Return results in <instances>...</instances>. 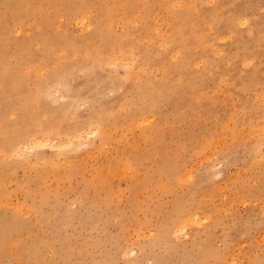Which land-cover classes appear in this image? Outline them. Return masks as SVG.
<instances>
[{"label":"rangeland","instance_id":"374dc122","mask_svg":"<svg viewBox=\"0 0 264 264\" xmlns=\"http://www.w3.org/2000/svg\"><path fill=\"white\" fill-rule=\"evenodd\" d=\"M0 264H264V0H0Z\"/></svg>","mask_w":264,"mask_h":264},{"label":"bare ground","instance_id":"6f19581e","mask_svg":"<svg viewBox=\"0 0 264 264\" xmlns=\"http://www.w3.org/2000/svg\"><path fill=\"white\" fill-rule=\"evenodd\" d=\"M256 132H258V131H256ZM37 143H39V144H40V142H37ZM208 153H209V152H208ZM190 218H191V217H190ZM193 218H195V217H193ZM195 220H197V219H195ZM185 221H186V220H185ZM196 222H197V221H196ZM190 223H191V221H190ZM190 223H189V224H190Z\"/></svg>","mask_w":264,"mask_h":264}]
</instances>
